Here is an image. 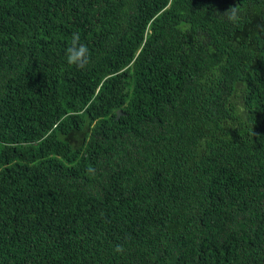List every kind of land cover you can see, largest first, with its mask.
<instances>
[{"label": "trees", "instance_id": "16d2710c", "mask_svg": "<svg viewBox=\"0 0 264 264\" xmlns=\"http://www.w3.org/2000/svg\"><path fill=\"white\" fill-rule=\"evenodd\" d=\"M0 264H264V0H0Z\"/></svg>", "mask_w": 264, "mask_h": 264}, {"label": "clouds", "instance_id": "9594fccd", "mask_svg": "<svg viewBox=\"0 0 264 264\" xmlns=\"http://www.w3.org/2000/svg\"><path fill=\"white\" fill-rule=\"evenodd\" d=\"M230 20L236 19V9L230 10ZM66 61L69 65L76 67L77 69H84L89 62V49L88 47L80 42V36L78 33H73L71 42L66 49ZM91 171V169H90ZM117 252H123L122 246H117L115 249Z\"/></svg>", "mask_w": 264, "mask_h": 264}]
</instances>
